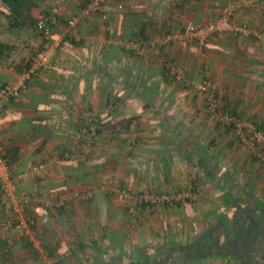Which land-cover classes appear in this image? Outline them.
Segmentation results:
<instances>
[{
	"label": "crops",
	"instance_id": "crops-1",
	"mask_svg": "<svg viewBox=\"0 0 264 264\" xmlns=\"http://www.w3.org/2000/svg\"><path fill=\"white\" fill-rule=\"evenodd\" d=\"M87 2L16 0L10 5L0 0V87L24 79L23 71L7 69L2 58L12 60L19 46L26 47L22 57L27 50L41 48L42 40H37L25 18L37 20L53 6L60 7L54 32L60 46L50 51L54 67L33 75L0 117V141L13 178L50 161L46 171L17 188V195L25 190L33 193L28 212L35 221V240H20L15 234L8 239L0 234V264L264 261V241L246 252L240 244L233 247L229 238L220 244L211 238V234H224V228L177 225V218L192 220L199 215H185L182 207L164 209L159 204L144 211L148 206H139L143 211L134 214L128 207L119 208L116 184H112L160 198L173 188H190V199L195 200L194 191L204 184L215 193L220 183L210 174L218 161H226L227 167L230 159L233 165L240 162L242 156H235L234 151L237 140L230 134H217L200 97L185 90V84L182 91L181 85L170 83L173 78L165 68V58L184 65L189 78L196 77V81L200 74L214 77L222 108L253 117L257 127L264 129V46L250 49L252 41L247 45L238 39L252 36L216 35L202 48L211 43L217 50L210 51L209 60L201 64L192 52L199 46L197 42L187 50L176 44L151 48L149 43L180 27L216 18L228 3L235 6L238 22L264 28V0H108L106 20L95 16L84 25L69 28L68 21ZM254 36L255 44L264 40V35ZM215 41L220 43L215 45ZM87 112L97 121L99 137L89 157L78 159L73 154L84 138ZM243 151L248 150L244 147ZM90 187L96 189V196L88 202L73 201L60 208L46 205H54L66 192ZM259 201L264 204V198ZM5 216L0 204V221ZM204 231L211 242L203 237ZM230 246L236 248L235 254L228 253ZM220 251L227 253L221 255Z\"/></svg>",
	"mask_w": 264,
	"mask_h": 264
},
{
	"label": "built area",
	"instance_id": "built-area-1",
	"mask_svg": "<svg viewBox=\"0 0 264 264\" xmlns=\"http://www.w3.org/2000/svg\"><path fill=\"white\" fill-rule=\"evenodd\" d=\"M110 12L108 0H88L86 6L77 15L68 21L69 28H77L86 24L93 17L97 16L106 20ZM60 21V7L55 5L48 14L38 19L35 32L43 42L41 49L32 59L30 69L24 68L23 81L20 84H6L0 87V117L11 103V100L20 96V92L26 87L38 71L51 70L54 62L50 56L52 49L60 46V41L54 39L55 26ZM229 34L233 37L248 38L252 35L250 28L236 20L235 6L230 3L222 8L216 18L205 23L190 25L178 28L171 34H166L158 38L153 43H149L151 48H162L166 45H178L183 50H187L193 43L197 42L203 47L210 38L216 35ZM1 53V46H0ZM165 68L168 74L178 81H185L186 68L180 63L172 60L165 61ZM196 92L207 97L206 112L211 121L233 128L235 135L243 147H245L251 157L264 166V131L259 129L254 123L245 122L232 113L221 111L222 104L216 98L217 85L214 81L204 78L199 82L190 83ZM86 116V129L84 138L77 145L73 157L87 159L96 145L99 137V127L94 116L89 112ZM4 148L0 144V204L4 208L6 216L0 221V234L10 239V235L15 233L20 240L33 242L34 218L28 212V206L33 201V193L22 192L17 195L18 184H24L37 177L41 172L49 168L50 161L42 162L32 166L29 170L20 173L16 178L12 177L9 161L6 158ZM116 191L126 203L129 213L134 214L139 206H154L159 204H170L175 202H185L192 193H179L176 195H165L162 198L149 193L136 194L128 189L120 188L117 182ZM95 195V188H87L78 193H66L55 203V207H62L69 202H88ZM47 207H50L47 205ZM52 207V206H51Z\"/></svg>",
	"mask_w": 264,
	"mask_h": 264
},
{
	"label": "rangeland",
	"instance_id": "rangeland-1",
	"mask_svg": "<svg viewBox=\"0 0 264 264\" xmlns=\"http://www.w3.org/2000/svg\"><path fill=\"white\" fill-rule=\"evenodd\" d=\"M228 4H230V3H228ZM249 28L252 31V33H254V34L264 35V28H259V27H255V26H251ZM226 36L228 37L229 35H226ZM254 38H257V37L252 35V39H249V40L242 39V38H238V39H241L242 41L241 40H239V41L245 42V44L247 42V45H249L252 41L253 46L250 49H252V48L254 49V47L255 48L256 47L257 48H263L262 46H264V40L259 42V44H255L254 42H256V40ZM37 40H39V38ZM212 43L217 45L220 43V41H215ZM209 44L210 45L207 46L206 48H202L198 44L199 46H197L195 48L196 51H192V52L196 53V56L198 57V60H200L201 64H205L206 60H209L210 51L217 50V49H214L213 47H211L212 46L211 43H209ZM25 48H22L21 46H19V49L14 52V56H13L14 58L11 57L12 60H9L8 59L9 57H6V56L4 58H2L4 66L7 69H10L9 66H11L14 70L18 71L17 66L22 64V61L25 62L26 58H32L36 54V51H37V50H32V51L27 50V51H25V53H26L25 57H22L23 56L22 53H23ZM27 49H30V48H27ZM212 54H214V53L212 52ZM168 60H170V59L166 57L165 61H168ZM188 72L189 71H187V69H186L187 75H186L185 81H178V80H175L173 78V79L169 80L170 83H172V84L176 83L177 87L181 85V88H183L182 86H183V84H185V87H186L185 90H187V91L190 90V93L192 92L191 94L193 96L195 95L194 97H196V98L200 97V100H201L202 104L204 105L205 112H206L207 97L202 95V94H200V95L197 94V92L192 87L190 88V86L188 87L186 84H187V81L189 83H192V82H199L200 80H202L204 78L211 79L217 85L216 98L218 99V101L223 102V99L221 97L220 90H219V83L214 79V77H211L210 75H204L203 76L202 74H200L199 77L197 78V81H196V77H190L189 78ZM182 91H184V88L182 89ZM223 106H224V103H223ZM221 111L224 113L228 112V110L225 108L224 109L221 108ZM206 114H207V112H206ZM235 115L238 116L239 118H241L245 122L254 123L256 126H258L255 123V120L253 119V117L244 118V117L239 116L238 114H235ZM214 123L216 125L217 134H219V135H222V134L229 135L230 134L231 138L235 137L234 139L237 140V141H235V144L238 145V146L235 145L237 147L236 150H234L235 156H237V155L242 156L240 159V162L242 160L244 162L241 164H239L240 163L239 162L237 165H235V164L233 165V164H231L233 161L230 159V161H228V164L230 166V167L228 166L229 168L227 167V165L224 164V163H226V161L225 162L218 161L219 163H215L216 168H215L213 174H212V172L210 174L212 176L218 177V182L220 183V186L215 188V193H213L214 191L211 190L210 188H208L204 184L201 188H198L195 191L193 190L197 194L195 200L187 198L185 200V202H183V203L182 202L181 203L175 202L172 205H168V204H162L161 205V208H164V209H166V207H168V208H173L176 206H178L179 208L182 207L183 212H184L183 214H185V215H188L191 213L192 214H196V213L199 214L198 216L195 217V219H193L194 217L193 218L191 217L192 220H189L188 217H184L185 219L179 218L180 219V221H179V219L177 218L176 219L177 223H178L177 225H181L183 227H185V226H195V227L203 226L204 229L206 230V228H210V227L213 228V227H216L217 225L219 226L220 224H221V227H223V225L227 224V222H229L231 219V213H233L234 209L230 208V207H226L223 204L224 202L220 201V199H224L226 197L224 194L227 195V193H233V195L235 196V199L238 201L240 199H242V201H243L244 200L243 197H244V195H246L247 192L251 194L253 201L255 199L261 200L262 198H264V166L262 164H260L259 162H257L256 160H254L248 151L247 152L243 151L244 147L241 145L238 138L236 137L235 131L233 128L224 126V125L216 123V122H214ZM259 129L264 131V129H262V128H259ZM218 132H220V133H218ZM239 144L241 146H239ZM232 153H234V152H232ZM215 171H216V174H215ZM227 176H228V178H227ZM91 188H94V187H91ZM172 190H173V192L169 195H176L179 193H192V190L190 188L184 189L183 191H176V189H174V188ZM24 192H28V191L25 190ZM78 192L79 191H73V192L69 191L66 193H78ZM66 193H64V194H66ZM214 195H215V197L212 198L211 196H214ZM95 196H96V194L94 195V197ZM217 196H218V202H217V198H216ZM115 199H116V202L118 204L117 206L119 208H121L123 210H127V205L122 200V198L119 196V194L116 195ZM214 199L216 201H213ZM59 200H57V202ZM240 204L244 205V207L246 206L247 208H249V210H253L254 207L256 206L255 202H252V204H250V202H248V201H247L246 205H245V203H242V202ZM46 205H49L50 207L55 206V205H52V203H47ZM187 207H189V209H187ZM151 208L152 207L149 206L144 211H148V210L151 211ZM137 211H143V210H141L139 208L138 210H136V212ZM206 216H209L208 219L206 218ZM185 220H187V221H185ZM184 221H185V223H184ZM260 222H261V225H264V220H259L258 224ZM224 231H225V233H224L225 235L222 233H220L219 235H218V233L215 234V236L218 235L217 238H215L216 241H219V242H220V240L223 241V240L227 239V236H231V239H232V237H234V239H232V240H237L236 238H238V234L237 233L231 234V232H229L228 226L225 225ZM204 232H206V231H204ZM227 232H229V233H227ZM12 234H15V233H12ZM11 235L9 237H11ZM14 237L17 238L16 234ZM203 237L204 238L209 237V236H207V232H206V234L203 235ZM33 239L35 240L34 234H33ZM26 241L29 242V240H26ZM261 241H263V240L261 239ZM209 242H211V239L209 240ZM233 250L234 249H232V248L229 249L228 253H233ZM220 253H221V255L226 254L227 251H224V252L220 251Z\"/></svg>",
	"mask_w": 264,
	"mask_h": 264
},
{
	"label": "trees",
	"instance_id": "trees-1",
	"mask_svg": "<svg viewBox=\"0 0 264 264\" xmlns=\"http://www.w3.org/2000/svg\"><path fill=\"white\" fill-rule=\"evenodd\" d=\"M4 1H6L7 3H10V5H11L13 3V1H16V0H4ZM25 19H27L29 21L30 25L33 27V29L35 31L36 23H37L38 19L36 20V19L30 18V17L25 18ZM22 27H23V25L21 26V28ZM35 34L39 37V35L36 32H35ZM41 43H42L41 48H39L37 53L41 49H43V42L41 41ZM0 46H1V53H0V56H1V54L3 53V45L0 44ZM32 59L33 58H30L26 63L20 64L19 66H17L18 71L21 70V72H22V71H24V68L30 69L31 65H32ZM13 100H11V102ZM0 144L3 145V143L1 141H0ZM8 161H9V159H8ZM9 166H10V164H9ZM225 196L226 197L222 201V202H224L223 204L226 207H230V208L234 209L233 213H231L230 221L227 222V224H225V225L229 227V232H231V234L232 233L238 234V238H236L237 240H232V239H234V237H232V239H231V236L227 237V238L231 239V240L229 239L228 242L230 243L233 241L234 242V243L232 242L234 245L233 247H238L240 244V248L241 247L246 248V252H249L248 249H252L254 247L255 243L260 242L261 239L264 241V225H261V222L258 224L259 220H264V204L261 203L259 200H256V199L253 201L251 194L248 192L246 193V195H244L243 201H242V199H240L239 201L236 200L233 193H227V195H225ZM246 201L250 202V204H252V202H255L256 206L254 207L253 210H249V208H247L246 206L244 207V205L240 204L242 202V203H245V205H246V203H247ZM225 225H223V227H221V224H220L219 226L217 225L216 227L221 228V231H222V228H224ZM229 232H227V233H229ZM220 233L221 232H218V235ZM218 235L215 236L214 234L213 235L211 234V238L212 237L217 238ZM209 240H210V238H209ZM263 241H261V242H263ZM217 242L219 243V241H217ZM231 246L229 247V249L232 248ZM232 249H235V248H232ZM233 251H235V250H233ZM233 254H235V253H233ZM257 264H264V261L257 262Z\"/></svg>",
	"mask_w": 264,
	"mask_h": 264
}]
</instances>
